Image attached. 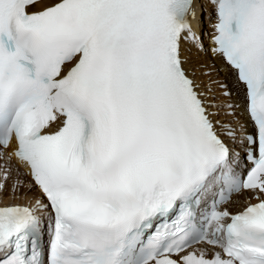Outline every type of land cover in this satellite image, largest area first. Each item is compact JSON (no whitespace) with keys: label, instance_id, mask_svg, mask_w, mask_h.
Here are the masks:
<instances>
[{"label":"snow or ice","instance_id":"6c2138e0","mask_svg":"<svg viewBox=\"0 0 264 264\" xmlns=\"http://www.w3.org/2000/svg\"><path fill=\"white\" fill-rule=\"evenodd\" d=\"M209 2L205 49L195 0H0V158L14 142L32 178L21 192L4 170L0 198L41 194L0 203V264H264V200L219 210L264 193V0ZM185 42L245 104L198 91Z\"/></svg>","mask_w":264,"mask_h":264},{"label":"bare ground","instance_id":"6f19581e","mask_svg":"<svg viewBox=\"0 0 264 264\" xmlns=\"http://www.w3.org/2000/svg\"><path fill=\"white\" fill-rule=\"evenodd\" d=\"M58 0H43L39 3H37L35 10H40L48 5L53 4ZM196 7L194 6V10L196 12L195 19L192 21V28L193 30L197 33L198 36L201 37V39H204L206 36H211L213 34V23L212 19L214 16V10L212 9L209 0H196L195 1ZM210 23H212L211 26ZM212 45V42L209 39V43L205 48H210L209 46ZM186 50L190 49V51H185V55L189 58V65H186V67H190L192 65H206L207 68L201 70L197 69V74L195 76V82L197 86L199 87L200 90H206L211 87L217 95L220 94V88L218 87V83L220 81L226 82L229 84V86L232 88L233 91V100H237L240 102L242 105L246 103V101L243 99V94L241 93L240 95H237V89L233 85L234 81V70L230 68L226 64V62L218 56H213L210 53L207 52H199L196 50V47H193L192 44H184ZM211 70V75H207L206 73L208 70ZM242 88V86H241ZM220 119H223V117H219ZM246 121V116L245 115H240L239 116V122L240 123H245ZM2 160H0L1 164ZM22 180L23 187L20 189L21 192H25L28 189V186L32 184L29 181V176L26 175L25 170L21 167L15 168L11 167V175L10 178L7 180V185L10 188L11 185L17 180ZM37 193V190L35 187L32 188V191L28 193L27 195H20L19 198L21 197L22 201H27L30 197V195H34ZM253 192L247 191V192H242L236 195L234 198V202L230 205V207H235L236 209H241L244 203V199L246 196H251ZM7 195H11L10 193ZM12 196V195H11ZM19 198H14L13 200H18ZM9 199V198H8Z\"/></svg>","mask_w":264,"mask_h":264},{"label":"rangeland","instance_id":"374dc122","mask_svg":"<svg viewBox=\"0 0 264 264\" xmlns=\"http://www.w3.org/2000/svg\"><path fill=\"white\" fill-rule=\"evenodd\" d=\"M210 26V25H209ZM209 43V38L207 37H204L203 39V44H204V47L207 46V44ZM206 49V48H205ZM197 51H199L197 48H196ZM199 52H202V51H199Z\"/></svg>","mask_w":264,"mask_h":264}]
</instances>
